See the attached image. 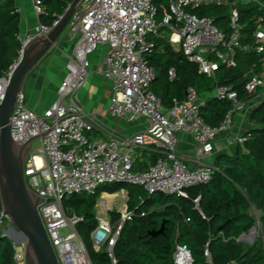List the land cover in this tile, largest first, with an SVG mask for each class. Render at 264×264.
Segmentation results:
<instances>
[{"label":"built area","instance_id":"1","mask_svg":"<svg viewBox=\"0 0 264 264\" xmlns=\"http://www.w3.org/2000/svg\"><path fill=\"white\" fill-rule=\"evenodd\" d=\"M165 2L168 10L158 21L159 10L164 8L158 0H83L66 29L78 39L73 55L68 57L67 75L58 89L55 103L43 114H38L27 105L25 91L18 96L10 123L11 135L20 145L39 138L36 141L40 144L38 151L33 149L36 142L32 144L25 177L28 187L45 198L38 211L60 264H93L77 232L84 218L67 215L63 206L66 198L94 195L102 187L118 184L139 186L150 196L188 198L189 189L209 184L218 170L213 164L190 168L177 152L176 134L183 132L192 136L199 147V156L209 155L214 151L218 133L229 131L234 115L245 109L246 103L238 100L236 92L216 87L213 98L229 100L233 108L221 125L213 128L200 114L206 101L194 88L188 89L185 100L175 99L170 108L152 92L156 72L149 59L159 50L157 45L161 40L182 51L186 60L197 64L199 72L209 78H214L222 65L236 67L238 51L264 55V29L257 28L253 44L241 43L235 5L230 11V37L219 30L211 18L192 13L204 6L226 5L228 0ZM32 5L39 24L34 35L27 38L19 35L21 49L28 39L48 34L61 18L58 17L52 26H45L40 22V17L46 13L45 7L40 0H32ZM15 12L21 14L19 9ZM102 45L110 49L103 71V76L113 84L109 113L128 122L138 117L149 120L144 132L124 141L91 140L88 134L95 125L76 98L89 77L88 56ZM20 57L21 50L18 60L0 77V108ZM168 75L170 81H174L176 70L170 69ZM260 85V78L253 76L246 85L247 93L255 95ZM246 140L247 137H243L238 142L242 145ZM148 146L155 147L160 157L148 170L138 172L133 149ZM105 194L108 193L100 196L96 206L98 226L91 238L95 250H104L111 263L117 264L114 248L124 224L135 217V212L129 209V197L124 190L108 194L112 197L110 203L104 199ZM115 212L119 214L117 221L112 217ZM259 220L256 218L257 224ZM11 226L9 215L0 210V238ZM254 230L238 241L255 244L259 235L257 225ZM205 256L208 263L213 264L208 249ZM173 261L174 264H193L192 253L186 246L177 244Z\"/></svg>","mask_w":264,"mask_h":264},{"label":"trees","instance_id":"2","mask_svg":"<svg viewBox=\"0 0 264 264\" xmlns=\"http://www.w3.org/2000/svg\"><path fill=\"white\" fill-rule=\"evenodd\" d=\"M40 1L46 9L40 22L52 26L74 0ZM158 1L164 4L158 14L160 21L168 7L165 0ZM234 3L236 0H228L226 5L204 6L192 13L211 18L215 26L230 37V11ZM236 9L241 43L251 45L255 31L264 24V0L236 4ZM16 10L14 0H0V77L18 60L21 50L18 37L22 18ZM157 46L159 50L149 59L156 72L151 90L162 99L166 108H170L175 99L185 100L189 88H194L199 95L214 85L228 88L237 93L242 103L254 97L247 93L246 85L253 73L261 71L263 55L238 51L236 67L222 65L215 77L209 78L199 72L197 64L187 61L182 51L173 49L166 41H159ZM172 68L177 75L174 81H170L168 75ZM232 108L233 103L229 100L211 98L201 107L200 114L208 125L217 128ZM250 122L252 129L247 140L238 146L236 154L218 157L214 164L218 171L213 180L189 189L188 198L163 194L150 196L139 186L125 184L102 187L94 195L66 198L63 206L67 215L84 218L77 226V232L91 262L112 264L104 250H95L91 238L98 226L95 214L98 200L103 193L115 194L125 190L129 197L128 207L135 212V217L124 224L114 248L117 264H174L177 244L191 251L193 264H209L205 256L207 249L213 264H264V245L238 241L257 225L252 209L261 213L260 222L264 229V101L251 112ZM157 160L158 157L154 163ZM112 217L117 221L119 214L115 212ZM163 224L162 234H150L159 231ZM0 264H19L17 246L7 237L0 238Z\"/></svg>","mask_w":264,"mask_h":264},{"label":"crops","instance_id":"3","mask_svg":"<svg viewBox=\"0 0 264 264\" xmlns=\"http://www.w3.org/2000/svg\"><path fill=\"white\" fill-rule=\"evenodd\" d=\"M249 1L236 0L235 8L236 4H244ZM14 3L21 12L20 37L27 38L34 35L39 18L33 11L32 0H14ZM259 28L264 29V24H260ZM77 39L78 36L66 30L52 53L28 78L26 82L28 100L26 99V102L36 113L43 114L57 100L58 89L67 75L68 57L73 55ZM109 50L108 46L102 45L88 56L89 77L84 87L76 93L78 103L95 125V129L88 134L90 139L95 142L111 139L124 141L144 132L149 124V120L145 117H138L136 121L128 122L113 117L109 113L108 107L113 95V84L103 76L104 62ZM261 62L259 73H253L254 69H252V76L259 77L261 81L257 93L252 100L246 103L243 111L234 115L232 128L229 131L218 133L215 148L211 154L199 156V147L192 136L183 132L176 134L177 152L190 168H198L203 164L214 165L218 157L236 154L240 145L239 139L246 137L252 129L251 112L264 101V55ZM133 154L136 160L135 170L138 172L148 170L154 164L155 158L159 159L160 157V153L153 146L134 148ZM257 212L260 218L261 213ZM256 217L257 215H255V219ZM261 240L264 242V235ZM245 243L249 244L250 242Z\"/></svg>","mask_w":264,"mask_h":264},{"label":"water","instance_id":"4","mask_svg":"<svg viewBox=\"0 0 264 264\" xmlns=\"http://www.w3.org/2000/svg\"><path fill=\"white\" fill-rule=\"evenodd\" d=\"M82 1L74 0L48 34L26 41L0 108V210L9 215L12 225L4 237L9 238L15 246L23 242L22 264L60 263L38 211L45 198L39 197L28 187L25 177V166L32 144L39 138H33L22 145L16 143L11 135V118L17 107L20 92L25 91L28 78L58 45ZM215 89L214 85L200 97L204 101L210 100ZM164 229L165 224L159 231L150 234L160 235ZM11 230L17 234L19 242L9 235ZM251 231H254V228Z\"/></svg>","mask_w":264,"mask_h":264},{"label":"rangeland","instance_id":"5","mask_svg":"<svg viewBox=\"0 0 264 264\" xmlns=\"http://www.w3.org/2000/svg\"><path fill=\"white\" fill-rule=\"evenodd\" d=\"M25 88H26V90H25V93H26V99L28 100V88L25 86ZM28 105V104H27ZM39 147H40V144L38 143V142H36V143H34V145H33V149H34V151H38V149H39ZM120 199V198H119ZM251 213L253 214V216L255 217V215H257V217L256 218H258L259 216H258V212L255 210V209H252V211H251ZM12 228V226L11 227H9L7 230H9V229H11ZM257 233L259 234L258 235V241L257 242H259L258 243V245L259 246H263L264 245V242L261 240V237L264 235V229H263V227H262V224H261V222H260V220H259V223L257 224ZM9 235L10 236H12L14 239H16V240H18V242H19V237L17 236V234L15 233V232H13L12 230L9 232ZM22 244H23V242H19V245H17V248H19L20 246H22ZM22 255V254H21ZM18 256H19V263L20 264H22V257L20 258V254L18 253Z\"/></svg>","mask_w":264,"mask_h":264},{"label":"bare ground","instance_id":"6","mask_svg":"<svg viewBox=\"0 0 264 264\" xmlns=\"http://www.w3.org/2000/svg\"><path fill=\"white\" fill-rule=\"evenodd\" d=\"M104 199H106V201H107V203H110L111 202V199H112V197L110 196V195H108V194H105V196H104ZM104 203V201L102 202V204ZM23 245V244H22ZM18 251H19V254H20V258L22 257V246H20L19 248H18Z\"/></svg>","mask_w":264,"mask_h":264}]
</instances>
